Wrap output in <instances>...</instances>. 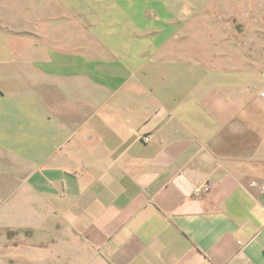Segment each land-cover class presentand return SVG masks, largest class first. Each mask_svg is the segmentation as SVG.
I'll return each instance as SVG.
<instances>
[{"label": "crops", "instance_id": "0c3cea01", "mask_svg": "<svg viewBox=\"0 0 264 264\" xmlns=\"http://www.w3.org/2000/svg\"><path fill=\"white\" fill-rule=\"evenodd\" d=\"M4 4L0 264H264V0Z\"/></svg>", "mask_w": 264, "mask_h": 264}, {"label": "rangeland", "instance_id": "374dc122", "mask_svg": "<svg viewBox=\"0 0 264 264\" xmlns=\"http://www.w3.org/2000/svg\"><path fill=\"white\" fill-rule=\"evenodd\" d=\"M1 2H3V3H5L4 5V7H5V11H6V7H10L11 5H9L8 3H11V2H13V0H0V3ZM105 2H107V1H105ZM105 2H103V3H105ZM8 5V6H7ZM155 6H157V5H155V4H150L149 5V8H151V7H155ZM66 10V12H65V14H67L66 16H78V18L79 17H83V15L78 11V10H76V9H74V8H64V11ZM0 11L2 12V9H1V7H0ZM116 14H120V11L119 10H116V12H115ZM149 15L151 14V12H149L148 13ZM80 20V19H79ZM81 21V23H84L85 25H88L89 23H91V20H85V21H83V20H80Z\"/></svg>", "mask_w": 264, "mask_h": 264}, {"label": "built area", "instance_id": "2783aa9c", "mask_svg": "<svg viewBox=\"0 0 264 264\" xmlns=\"http://www.w3.org/2000/svg\"><path fill=\"white\" fill-rule=\"evenodd\" d=\"M264 96V94H263ZM145 141H149V137L145 138ZM212 191V186L208 183V184H204L201 186H198L195 189V196L201 195V194H208Z\"/></svg>", "mask_w": 264, "mask_h": 264}]
</instances>
